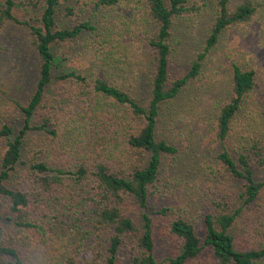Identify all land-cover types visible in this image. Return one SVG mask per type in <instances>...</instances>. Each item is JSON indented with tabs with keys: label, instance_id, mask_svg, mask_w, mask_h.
I'll list each match as a JSON object with an SVG mask.
<instances>
[{
	"label": "trees",
	"instance_id": "trees-1",
	"mask_svg": "<svg viewBox=\"0 0 264 264\" xmlns=\"http://www.w3.org/2000/svg\"><path fill=\"white\" fill-rule=\"evenodd\" d=\"M68 1L0 0V34L9 23L27 27L38 61L28 99H11L18 130L0 118V264H118V252L127 242L133 249L132 264H158L154 216L168 208L153 211L149 199L163 160L179 151L169 105L199 77L222 33L249 24L264 9V0H215L200 52L175 79L170 75L174 22L198 14L205 4L138 0L146 9L153 51L148 97L141 101L105 75L103 67L117 48L112 33L81 20L83 12L73 6L62 12L72 25L56 26L59 7ZM39 3L34 23L15 17L18 9ZM120 3L93 0L91 10L114 9ZM80 41L94 63L89 73L64 70L55 52L61 44L74 47ZM255 82V71L231 64L229 97L213 129L220 151L212 177L219 183L209 185L211 212L203 216V237L184 219L171 220L169 233L181 244L166 259L169 264H264V97L259 120L237 136L233 133ZM63 126L77 133L68 157L58 145ZM40 132L52 146L48 152L40 150L43 161L32 155L26 162V141ZM233 137L239 143L234 157L227 148ZM235 183L241 191L236 192ZM88 244L91 258L84 262L80 255Z\"/></svg>",
	"mask_w": 264,
	"mask_h": 264
},
{
	"label": "rangeland",
	"instance_id": "rangeland-1",
	"mask_svg": "<svg viewBox=\"0 0 264 264\" xmlns=\"http://www.w3.org/2000/svg\"><path fill=\"white\" fill-rule=\"evenodd\" d=\"M92 1L82 0L83 6L76 5L74 0L62 4L56 16V26L65 28L72 25L71 19L62 12L66 6H73L83 12L81 20L90 21L99 29L112 33L117 40V48L110 55L109 63L103 67L106 77L136 100L146 99L153 68V51L148 46L152 30L144 4L138 0H121L114 9L94 12L91 10ZM196 4L202 6L198 14L180 17L174 22L170 59V75L174 79L188 71L213 21L215 0H197ZM41 7L42 3H39L35 8L18 9L15 17L22 22L34 23ZM82 45L80 41L74 47L61 44L55 48L64 70L89 73L94 69L91 55ZM37 62L27 27L7 24L0 34V118L12 124L14 130H18L20 120L18 115H12L11 99L21 103L28 99L36 79ZM232 63L256 73L255 86L245 97L238 121L234 124L233 133L237 136L236 133L248 123L255 124L259 120L261 99L264 97V9L259 10L249 24L229 27L222 33L218 44L203 62L199 77L169 105L174 116L173 131L179 151L163 160L149 199V207L153 211L168 208L166 214L154 216L155 258L158 264H169L166 259L173 257L180 248V240L168 229L173 218L184 219L194 227L199 237H203V216L211 212L210 200L214 198L208 197L209 185L219 183L218 178L212 180L217 169L215 158L220 151L213 129L217 114L229 97ZM97 66L100 67L101 63ZM63 127H60L58 145L68 157L77 133ZM36 134L26 141L29 148L23 156L26 162H30L32 155L43 161L42 152H48L52 146L48 137L41 136L46 134ZM235 138L227 143L233 157L239 145ZM233 186L236 192L241 191L238 183ZM91 245L88 244L80 255L84 262L91 258ZM132 255L131 245L128 242L123 244L117 263L132 264Z\"/></svg>",
	"mask_w": 264,
	"mask_h": 264
}]
</instances>
